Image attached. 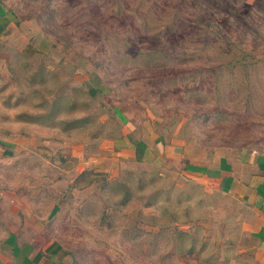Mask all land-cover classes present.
<instances>
[{
	"label": "rangeland",
	"instance_id": "374dc122",
	"mask_svg": "<svg viewBox=\"0 0 264 264\" xmlns=\"http://www.w3.org/2000/svg\"><path fill=\"white\" fill-rule=\"evenodd\" d=\"M3 2L43 52L0 64V133L32 135L0 185L48 188L38 218L0 206V245L40 227L74 264H257L244 203L186 163L264 153V0ZM126 125L163 154L118 156Z\"/></svg>",
	"mask_w": 264,
	"mask_h": 264
},
{
	"label": "crops",
	"instance_id": "0c3cea01",
	"mask_svg": "<svg viewBox=\"0 0 264 264\" xmlns=\"http://www.w3.org/2000/svg\"><path fill=\"white\" fill-rule=\"evenodd\" d=\"M0 45L7 48L9 53L8 56L0 55V64L15 63L14 57H18L17 62H21L36 53L43 52L40 44L32 45L26 34L18 27L3 0H0ZM29 110L45 112L42 106L29 108ZM25 119L20 124L21 127L30 124L38 128L48 127L45 123L39 124L30 116ZM40 119L45 121L47 117L44 119L40 116ZM5 126L11 129L14 125ZM125 127L127 131L124 130V136L118 142L120 144L117 149L118 156L124 160L144 161L149 159L152 151L154 155L163 154L158 147L143 148V144L147 143L142 139L132 138L130 133L133 129L129 130L128 125ZM30 137L32 138L31 134L17 133L13 136L11 133H4V135L0 133V158H12L23 150L26 151L30 144ZM186 155L187 151L184 149L183 157H187ZM201 158L199 163L187 160L189 173L194 175L204 173L209 184L215 185L221 193L244 203L248 211L244 226L254 243L256 263L264 264V153L222 155L209 160L203 156ZM203 158L204 163H202ZM0 172L6 174L7 180L15 174L12 170L5 173L0 170ZM10 185L12 184L3 182L0 185V206L10 204L12 219H19L20 216L22 219L38 218L39 215L34 212V209L41 205V199L46 195L48 186H35L36 189H34L29 185H23V187ZM61 201L58 198L49 204L42 219H56L62 215L63 208L59 204ZM42 231L40 227L32 229L24 227L7 233L0 245V264H74V260L59 243H55L54 240L44 242Z\"/></svg>",
	"mask_w": 264,
	"mask_h": 264
}]
</instances>
